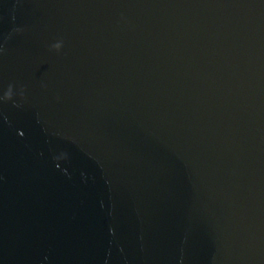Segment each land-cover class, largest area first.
I'll list each match as a JSON object with an SVG mask.
<instances>
[{
    "label": "water",
    "instance_id": "obj_1",
    "mask_svg": "<svg viewBox=\"0 0 264 264\" xmlns=\"http://www.w3.org/2000/svg\"><path fill=\"white\" fill-rule=\"evenodd\" d=\"M0 264H264V0H0Z\"/></svg>",
    "mask_w": 264,
    "mask_h": 264
},
{
    "label": "clouds",
    "instance_id": "obj_2",
    "mask_svg": "<svg viewBox=\"0 0 264 264\" xmlns=\"http://www.w3.org/2000/svg\"><path fill=\"white\" fill-rule=\"evenodd\" d=\"M56 47L58 48L59 47V44H57Z\"/></svg>",
    "mask_w": 264,
    "mask_h": 264
}]
</instances>
